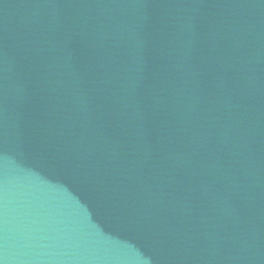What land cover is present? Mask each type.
<instances>
[{"label": "water", "instance_id": "1", "mask_svg": "<svg viewBox=\"0 0 264 264\" xmlns=\"http://www.w3.org/2000/svg\"><path fill=\"white\" fill-rule=\"evenodd\" d=\"M0 264H264V0H0Z\"/></svg>", "mask_w": 264, "mask_h": 264}]
</instances>
